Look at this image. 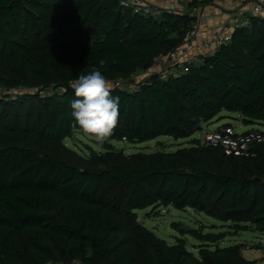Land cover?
Here are the masks:
<instances>
[{"label":"trees","instance_id":"trees-1","mask_svg":"<svg viewBox=\"0 0 264 264\" xmlns=\"http://www.w3.org/2000/svg\"><path fill=\"white\" fill-rule=\"evenodd\" d=\"M192 19L134 14L117 0H0V264H256L223 234L168 245L138 220L157 204L187 207L264 233V145L251 158L198 141L173 152L125 153L110 141L187 138L221 112L264 122V17L235 30L228 45L164 80L112 87L120 97L114 135L69 161L71 82L99 70L110 82L179 46Z\"/></svg>","mask_w":264,"mask_h":264},{"label":"rangeland","instance_id":"rangeland-1","mask_svg":"<svg viewBox=\"0 0 264 264\" xmlns=\"http://www.w3.org/2000/svg\"><path fill=\"white\" fill-rule=\"evenodd\" d=\"M199 61H194V67ZM155 72L148 66L144 69L137 70L135 76L128 81V86L138 87L139 83L145 80L147 75ZM155 75V74H154ZM30 88L17 89H0L1 96H10L14 99L20 94L31 93ZM206 123H202L205 128ZM209 125L229 124L239 133L249 129H255L264 132V122H247L239 113L221 112L214 117ZM199 134L196 131L187 138L175 139L168 136H159L155 139L140 143H128L125 141H110V145L117 150H124L125 153L143 151L146 153L153 152H173L180 147L190 146L196 141L195 137ZM192 142V143H191ZM198 144L203 145L200 141ZM66 150V157L69 161H76L78 157H87L88 153L93 150L103 155L105 148L98 147L94 140L81 132H74L71 137L67 138L63 144ZM138 220L147 229L152 231L156 236L163 239L168 245H173L179 240H184L186 248L197 256V251L202 241L193 233L206 235L208 233L223 234L224 238L219 241V245L228 246L237 244L241 247L240 251L244 258L256 260V264H264V233L255 231L252 226L244 223L235 225L228 221L223 222L213 217L207 216L203 212H197L189 207L185 209H175L171 206L164 207L154 204L144 209L136 210Z\"/></svg>","mask_w":264,"mask_h":264},{"label":"built area","instance_id":"built-area-1","mask_svg":"<svg viewBox=\"0 0 264 264\" xmlns=\"http://www.w3.org/2000/svg\"><path fill=\"white\" fill-rule=\"evenodd\" d=\"M175 1V6L162 8L149 0H117L118 4L130 10L134 14L159 17L162 14L174 13L186 15L192 19L183 42L172 49L170 52L153 58L151 69L155 72L147 75L149 78L156 75L158 79L164 80L169 76H176L187 73L190 65L194 61L201 63L204 58L213 56L222 46L228 45L231 41V35L235 30L250 26L251 18L264 17V0H230L228 19L219 28L212 31L208 38L203 39V27L207 23V17L202 6L224 2L227 0H170ZM199 40L197 54L189 57V43ZM160 64L157 68L154 65ZM135 76V72L127 78L118 79L110 82L111 86L128 87V81ZM146 78V79H148ZM199 134L195 137L203 145L221 148L226 155L251 158L257 155L258 147L264 145V132L249 129L243 132H237L232 125L205 124V128L198 130ZM264 247V246H262ZM47 264H84L78 259L70 262H49Z\"/></svg>","mask_w":264,"mask_h":264},{"label":"clouds","instance_id":"clouds-1","mask_svg":"<svg viewBox=\"0 0 264 264\" xmlns=\"http://www.w3.org/2000/svg\"><path fill=\"white\" fill-rule=\"evenodd\" d=\"M76 99L70 101L74 126L102 147L113 135L119 121L120 97L97 69L80 74L71 82Z\"/></svg>","mask_w":264,"mask_h":264},{"label":"crops","instance_id":"crops-1","mask_svg":"<svg viewBox=\"0 0 264 264\" xmlns=\"http://www.w3.org/2000/svg\"><path fill=\"white\" fill-rule=\"evenodd\" d=\"M151 3H154L162 8H170L175 6V1L170 0H149ZM232 1L227 0L224 2H216L202 6L203 11L207 17V23L203 27L202 38H208L210 33L215 29L222 26L228 19L229 7H231ZM198 42L199 40H194L189 43V57H194L198 52ZM160 64L154 65V68H157Z\"/></svg>","mask_w":264,"mask_h":264}]
</instances>
